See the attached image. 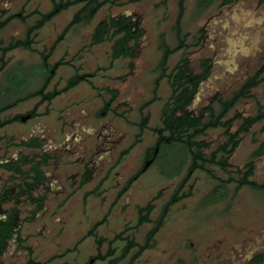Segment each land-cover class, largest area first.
<instances>
[{
  "label": "rangeland",
  "instance_id": "1",
  "mask_svg": "<svg viewBox=\"0 0 264 264\" xmlns=\"http://www.w3.org/2000/svg\"><path fill=\"white\" fill-rule=\"evenodd\" d=\"M160 1L115 0L113 3L110 0L96 12L91 23H79L70 28L49 59L52 63L62 59L69 64L81 66L82 72H97L99 76L94 78L96 84L110 83L120 86L123 92L119 98L129 100L124 106L116 108L119 114L122 112L129 119L125 122L117 118L119 128L127 132L125 146L139 132L137 122L141 119L140 104L152 94L153 80L157 75L154 68L161 57L158 48L160 33H165L171 45L176 43L172 26L178 1L168 0L167 5H158ZM194 4L195 0H186L184 29L190 32L189 41H193V36L202 27L205 28L206 35L201 44L192 45L188 49L191 67L195 72L201 71L202 60L206 57L210 58L212 66L211 74L200 84L192 103L194 109H199L209 102L216 105L215 99L218 95L227 96L261 64L264 52V0H235L224 6L217 2L200 15L195 13ZM81 5L82 3H78L61 11L40 28L32 49L17 48L6 54L8 65L0 72V106L14 102L18 97L40 88L45 83L52 72V66L44 63L40 51L50 48ZM51 7V0H0V10L5 11V15L22 8L27 13L35 8L47 11ZM123 12L141 17L143 38L134 57L116 60L112 69H100L99 66L107 68L111 63L112 40L107 37L103 42L94 44L93 28L99 20L109 19ZM37 17L30 16L26 22L19 18L13 19L0 30L2 45L8 44L13 38L24 37L27 25L35 22ZM182 53L181 50L170 56V69ZM131 61L135 63L132 70ZM66 68H61L55 81L60 79ZM252 92L253 96L240 101L230 111V116L236 111L245 115L257 111V100L264 102V80ZM170 93V83L164 78L159 88L160 99L144 110V113H149L150 119L143 131V140L131 150L120 168H115V179L107 182L98 195L85 197V192L94 183L77 187L68 182L60 196L47 203L46 214L51 219L48 220V228H52V234L53 229H59V226L66 227V231L61 236L51 235L47 241L50 248H46L42 255H53L76 246V250L68 251L61 259H55L54 264H87L92 257L99 253L106 254L112 248L114 252L109 257H116L122 253L127 242L125 236L134 237L139 242L145 240L164 203L187 171L191 162L190 156L181 150V143L165 142L159 147L153 164L141 173L123 195L118 197V192L125 180L139 169L136 167L145 148L154 145L156 133L153 128L161 124L162 107ZM39 98L36 96L21 101L2 113V116L26 113L35 106ZM48 106L47 103L41 104L38 107L40 113L34 119L27 122L17 121L1 128L0 135H16L19 138L22 134L28 135L35 123L57 125L60 112L57 108L50 110ZM240 122V119L236 120L233 129ZM263 127L264 119L256 122L249 132L241 134V142L230 156L233 164L231 170L243 166L250 158L259 140L264 139ZM205 138L212 141L211 147L207 149L210 151L225 140L224 127L209 129ZM6 143L5 140L0 141V158L3 153L9 155L15 149L10 146L5 153ZM212 167L221 176L229 175L219 166ZM181 168V174H176ZM2 170L0 168V172ZM170 173L176 175L169 177ZM253 177L264 181V155L256 159ZM216 183L217 180L204 170L196 169L185 186V189L192 188V195L171 206L164 224L154 233V245L132 260L137 249L134 247L116 264H247L256 254H264V191L245 185L232 197L235 182H231L228 199L204 205V196ZM53 191L57 193L59 190ZM159 191L161 195L155 199V208L150 214L152 221L136 227L138 205H145ZM20 206L22 215H27L32 208L26 203ZM55 218H62L64 221L54 223ZM102 219L103 223L96 229L97 235H90L88 231ZM41 221L38 220L33 229ZM120 233L122 237H118ZM100 237L104 238L102 243L99 242ZM60 241L62 245L58 246ZM91 264H108V259L94 258ZM261 264H264V260Z\"/></svg>",
  "mask_w": 264,
  "mask_h": 264
},
{
  "label": "trees",
  "instance_id": "2",
  "mask_svg": "<svg viewBox=\"0 0 264 264\" xmlns=\"http://www.w3.org/2000/svg\"><path fill=\"white\" fill-rule=\"evenodd\" d=\"M109 1L110 0H51L52 7L47 11L35 8L26 13L25 9L22 8L17 12L5 15V11L0 10V30L4 29L15 18H19L23 22H26L30 16H38L35 22L27 25L24 37L13 38L6 45H2L3 40L0 39V72L8 65L9 60L6 58V54L10 50L17 48L32 49L33 44L36 42V37L40 28H42L47 22L51 21L61 11L72 5L82 3L50 48L40 51L44 63L48 64V57L51 56L58 43L64 38L69 29L79 23H91L96 12ZM177 1V14L175 22L172 26L176 43L171 45L167 41L165 33H160L158 48L161 52V57L154 68L157 75L153 80L151 96L139 107L141 113V121L139 122V125L141 128L148 125L150 115L149 113H144V110L152 102L160 99V84L161 81L166 78L170 83L171 93L162 107L161 124L153 129L159 135V147H161L165 142L181 143V150H184L190 156L191 162L170 198L164 203L158 217L154 220L153 227L148 231L143 242L137 241L134 237L125 236L127 242L119 256L109 257L114 252V248H112L108 251V253H99L94 257L95 259H108V264H116L120 259L124 258L132 248L137 247L136 252L132 256V260H134L136 257L140 256L145 249L154 245V233L164 224L171 206L192 195V188L190 187L189 189H185V186L196 169L204 170L212 178L217 180L214 187L204 196L202 201L204 205L228 199L230 197L231 189L229 184L231 182H235L232 197L235 196L245 185H248L258 191H264V181H258L253 177L256 168V159L264 155V139L259 140L258 145L252 150L250 158L243 166H239L235 170L230 169L233 165L230 161V156L240 144L241 134L249 132L256 122L264 119V102L257 100V111L254 114L245 115L241 111H236L233 115H229L230 111L240 101L244 98L252 97L253 88L264 80V52L261 58V64L255 69V71L249 74L227 96L218 95L215 99L216 105L209 102L202 105L199 109H194L192 107V102L198 92V88L201 82L207 79V77L211 74V60L209 57L204 58L202 60L201 71H193L188 49L192 45L197 46L201 44L206 35L205 28H200L198 33L193 36V41H189L190 32L185 31L183 24L187 10L186 0ZM234 1L235 0H195V13L200 15L208 7L217 2L224 6ZM114 2L115 0H113V3ZM167 3L168 0H161L158 5H167ZM125 22H127V18L124 14L112 16L109 19L104 18L99 20L92 32L93 42H102L107 37H115L116 41L113 45L114 57H118L120 55H131L134 46H129L128 42L133 37V33L129 27H124ZM181 50L183 53L180 59L170 69V56ZM50 76L51 73L48 75L45 83L40 88L25 93L12 103L0 106V127L20 120V116L18 114L2 118L1 113L3 111L17 105L21 101H25L36 96H41L40 102L44 101L46 98V95H44V87ZM77 80L78 77H75L73 82H76ZM40 102H38V104ZM238 119H240L241 122L236 129H233V125ZM216 127H224V134L226 138L224 141L218 143L215 147L208 151L207 149L211 147L212 141L207 140L205 135L209 129ZM254 140L258 141L256 138ZM30 144L38 145L39 141L35 140L30 142ZM154 149L155 146L150 149L151 154ZM212 165L219 166L221 169L227 171L229 175L224 177L217 174ZM31 171L35 172L36 176L34 183H26L28 185H25V188L23 187V189L28 191H30L31 186L38 185L45 179L42 168H30L27 171L21 172L29 173ZM181 172L182 168L178 171V173L176 172V174H181ZM141 173L142 170L140 169L125 180L123 186L119 190L118 197L123 195L132 186ZM176 174L170 173L169 177ZM23 184L24 183H21V186H23ZM160 195L161 191H159L157 195L150 199L145 205H138L139 217L137 223L135 224L136 227L142 223L152 221L150 214L155 208V199H157ZM42 206L43 204L39 203L37 208H41ZM103 221L104 219L97 221L88 233L96 236V229L101 223H103ZM118 237H122V233H120ZM103 241L104 238L100 237L99 242L102 243ZM263 260L264 254L260 253L253 256L247 264H261Z\"/></svg>",
  "mask_w": 264,
  "mask_h": 264
},
{
  "label": "flooded vegetation",
  "instance_id": "3",
  "mask_svg": "<svg viewBox=\"0 0 264 264\" xmlns=\"http://www.w3.org/2000/svg\"><path fill=\"white\" fill-rule=\"evenodd\" d=\"M120 14L127 18L124 27H129L133 33L128 42L129 46H134L133 52L131 55L114 57L113 45L116 38H110L111 63L107 68L99 66L100 69H112L116 60L134 57L143 38L144 27L141 17L132 16L127 12ZM50 57L47 63L52 66V72L44 87L46 98L40 102L39 96L30 111L17 113L20 116V120L17 121L27 122L34 119L40 113L38 107L47 103L50 110L52 108L59 110L57 116L59 123L54 126L35 123L28 135L22 134L19 138H16V135L0 137V141L7 142L4 147L5 153L10 146L15 147L11 154L3 153L0 158V168L3 169L0 172V264H54L55 259H61L68 251L76 250L75 246L53 255H42L46 248H50L47 244L49 237L61 236L66 231V227L59 226V229L56 227L53 229L52 234V228H48V220L51 219L46 214L47 203L53 198H58L62 190L67 188L68 182L77 187L94 183L93 187L85 192V197L98 195L107 182L115 179V168H120L131 150L143 140L142 134L146 128L140 127V119L137 122L138 134L125 146L127 132L119 128L117 118L125 122L129 119L124 113L119 114L116 108L124 106L129 100L119 98L123 92L120 86L110 83L96 84L94 78L99 76L97 72H82L81 66L69 64L62 59L52 63ZM67 65L69 68H66ZM130 66L132 70L135 63L131 61ZM61 68L66 70L60 79L55 81ZM75 77H78V80L73 82ZM29 113L31 116L23 120L22 116ZM158 139L159 135L156 133L153 146L155 149L158 147L159 151ZM35 140L39 141L38 145L30 144ZM153 146L145 148L136 167L138 170L141 169L142 173L147 170L142 169L146 161L152 159L147 167L149 168L158 155V152L155 154V149L151 154L150 149ZM30 168H42L45 179L42 183L31 186L28 191L23 187L28 185L26 183L35 182L36 173L21 171ZM21 183H24L23 186ZM53 189L59 191L56 193ZM22 203L32 206L27 215H22L20 206ZM39 203L43 204L41 208H37ZM38 220H42L40 225L33 229ZM63 221L62 218L53 220L54 223ZM57 245H62L61 241Z\"/></svg>",
  "mask_w": 264,
  "mask_h": 264
},
{
  "label": "water",
  "instance_id": "4",
  "mask_svg": "<svg viewBox=\"0 0 264 264\" xmlns=\"http://www.w3.org/2000/svg\"><path fill=\"white\" fill-rule=\"evenodd\" d=\"M30 116H31L30 113H29V114H26V115H23V116H22V119L25 120V119L29 118ZM157 152H158V147H156V149H155V154H156ZM151 162H152V159L147 160L146 163H145V165H144V168H142V169H143V170L147 169V167L149 166V164H150ZM93 260H94V259H91V261H90L88 264H91Z\"/></svg>",
  "mask_w": 264,
  "mask_h": 264
},
{
  "label": "crops",
  "instance_id": "5",
  "mask_svg": "<svg viewBox=\"0 0 264 264\" xmlns=\"http://www.w3.org/2000/svg\"><path fill=\"white\" fill-rule=\"evenodd\" d=\"M7 110H8V109H7ZM7 110H5V111H7ZM5 111H3L2 113H4ZM2 113H1V117H2V118L10 117V116L3 117V116H2ZM11 116H13V115H11ZM14 122H16V121H14ZM14 122H12V123H8V124H6L5 126L10 125V124H13ZM5 126L0 127V129L3 128V127H5ZM0 137H1V135H0Z\"/></svg>",
  "mask_w": 264,
  "mask_h": 264
}]
</instances>
